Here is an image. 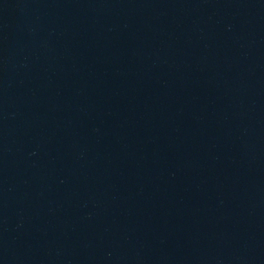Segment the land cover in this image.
I'll list each match as a JSON object with an SVG mask.
<instances>
[{
    "label": "water",
    "instance_id": "obj_1",
    "mask_svg": "<svg viewBox=\"0 0 264 264\" xmlns=\"http://www.w3.org/2000/svg\"><path fill=\"white\" fill-rule=\"evenodd\" d=\"M264 195V0H0V264H118Z\"/></svg>",
    "mask_w": 264,
    "mask_h": 264
}]
</instances>
